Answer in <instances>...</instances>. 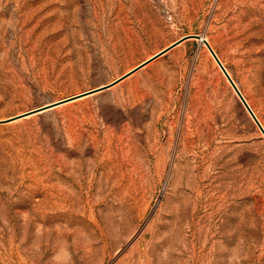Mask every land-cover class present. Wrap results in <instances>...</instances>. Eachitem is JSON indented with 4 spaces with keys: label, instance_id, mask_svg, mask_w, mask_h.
<instances>
[{
    "label": "rangeland",
    "instance_id": "obj_1",
    "mask_svg": "<svg viewBox=\"0 0 264 264\" xmlns=\"http://www.w3.org/2000/svg\"><path fill=\"white\" fill-rule=\"evenodd\" d=\"M264 0H0V264H264Z\"/></svg>",
    "mask_w": 264,
    "mask_h": 264
},
{
    "label": "water",
    "instance_id": "obj_2",
    "mask_svg": "<svg viewBox=\"0 0 264 264\" xmlns=\"http://www.w3.org/2000/svg\"><path fill=\"white\" fill-rule=\"evenodd\" d=\"M190 38H197L199 40L202 41V44H204L207 49L209 50V52L212 54V56L214 57L215 61L218 63L219 67L222 69V71L224 72V74L226 75L227 79L229 80V82L231 83V85L233 86L234 90L236 91V93L238 94L239 98L241 99L242 103L245 105L246 109L248 110V112L250 113V115L252 116V118L254 119V121L257 123V125L259 126V128L261 129L263 135H264V127L262 126L261 122L259 121V119L257 118V116L255 115L254 111L252 110V108L250 107V105L248 104V102L246 101L245 97L243 96V94L241 93L240 89L238 88V86L236 85V83L234 82L233 78L230 76V74L228 73V71L226 70L225 66L223 65L222 61L220 60V58L218 57V55L216 54V52L214 51V49L212 48V46L210 45V43L206 40V38H204L202 35L200 34H194V35H186L184 37H182L181 39L177 40L176 42H174L173 44L169 45L168 47H166L165 49L161 50L160 52H158L157 54H155L153 57H151L150 59L142 62L140 65H138L137 67H135L134 69H132L131 71H129L128 73H126L125 75H123L122 77H120L119 79L113 81L110 84L107 85H103L100 87H97L95 89H91L88 91H85L83 93L77 94V95H73L61 100H58L56 102L47 104L45 106L27 111L25 113L16 115L8 120H15V119H19L31 114H35V113H39V112H44L46 110L52 109L56 106L62 105L64 103L76 100L78 98L96 93V92H100L102 90L108 89L111 86L115 85L116 83H118L119 81L123 80L124 78H126L127 76L131 75L132 73L136 72L137 70H139L140 68L144 67L145 65H147L148 63H150L151 61H153L154 59L158 58L159 56L163 55L164 53L168 52L170 49L174 48L175 46H177L178 44H180L181 42L190 39Z\"/></svg>",
    "mask_w": 264,
    "mask_h": 264
},
{
    "label": "bare ground",
    "instance_id": "obj_3",
    "mask_svg": "<svg viewBox=\"0 0 264 264\" xmlns=\"http://www.w3.org/2000/svg\"><path fill=\"white\" fill-rule=\"evenodd\" d=\"M200 41V43H202V41L201 40H199ZM247 101V100H246ZM249 104V103H248ZM250 105V104H249Z\"/></svg>",
    "mask_w": 264,
    "mask_h": 264
}]
</instances>
